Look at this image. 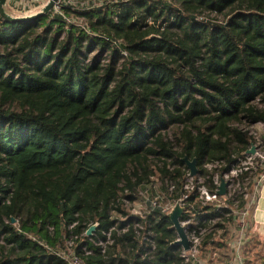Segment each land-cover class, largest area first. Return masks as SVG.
<instances>
[{
	"label": "trees",
	"instance_id": "16d2710c",
	"mask_svg": "<svg viewBox=\"0 0 264 264\" xmlns=\"http://www.w3.org/2000/svg\"><path fill=\"white\" fill-rule=\"evenodd\" d=\"M91 1L31 21L0 13V264H70L68 249L85 264H191L168 213L127 202L159 177L175 205L185 156L212 192L257 140L264 0ZM231 211L198 190L186 201L181 221L209 230L201 256Z\"/></svg>",
	"mask_w": 264,
	"mask_h": 264
},
{
	"label": "built area",
	"instance_id": "2783aa9c",
	"mask_svg": "<svg viewBox=\"0 0 264 264\" xmlns=\"http://www.w3.org/2000/svg\"><path fill=\"white\" fill-rule=\"evenodd\" d=\"M48 1L49 0H8L7 7L14 12L15 16H28L40 12ZM64 5L72 6L77 10H83L90 8L92 1L58 0L54 4V12L61 13ZM68 22L79 24L74 18H68ZM251 132L256 135L254 131L251 130ZM252 144L256 147L254 154H248L245 152L242 157L236 159L227 172L221 174L216 173L214 175L213 180L216 185L214 191L211 192L207 188L205 178H196L195 176L190 175L188 182L186 181L184 186L185 193L177 201H180V203L185 206L186 201L194 194L195 190H198L199 197L203 203H211L222 210H232L230 214L236 216L239 225H241L243 229H246L251 206L256 199L255 196L260 184L264 182V139L257 138ZM217 166H220V164H208L210 169ZM222 176L227 181L226 194L223 196L217 194V189ZM138 196L143 200L142 203L145 204L143 213H140L142 215L146 213L149 206L161 207L162 211L166 213H169L174 206L170 201L169 204L162 205L159 195L152 196L147 190H140ZM241 198L245 200L244 206H240ZM181 223L191 241L190 250L185 251L183 249V256H185L186 260L191 262V264H203L199 259L201 251L199 247L203 236L209 230L205 227H199L198 229L194 228L191 231L190 226L194 223V218L181 221ZM149 234L153 235L152 232H149ZM144 239H147V241L150 242L152 249H155V242L151 240L149 236H145ZM68 258L70 264H85L75 253L71 252V255Z\"/></svg>",
	"mask_w": 264,
	"mask_h": 264
},
{
	"label": "crops",
	"instance_id": "0c3cea01",
	"mask_svg": "<svg viewBox=\"0 0 264 264\" xmlns=\"http://www.w3.org/2000/svg\"><path fill=\"white\" fill-rule=\"evenodd\" d=\"M247 219V228L236 216L224 230L215 233L216 252L201 256L203 264H264V182L260 184ZM224 233V235H219ZM201 252V251H200ZM210 253V252H209Z\"/></svg>",
	"mask_w": 264,
	"mask_h": 264
},
{
	"label": "water",
	"instance_id": "95a60500",
	"mask_svg": "<svg viewBox=\"0 0 264 264\" xmlns=\"http://www.w3.org/2000/svg\"><path fill=\"white\" fill-rule=\"evenodd\" d=\"M7 1L8 0H0V13H1V15L7 19L18 20V21L22 22V21H31V20L38 18L41 15L48 14L53 9L55 2L58 0H49L40 12L33 14V15H28V16H15V15L10 14L6 10ZM255 151H256V147L254 144H252L251 147L246 152L248 154H254ZM183 160L186 162V164L190 170V175L195 176L198 172L197 159L194 158V159L190 160L187 156H185L183 158ZM226 188H227V181L222 176L220 184H219L218 189H217V194L221 195V196L225 195L226 194ZM183 213H184V206L180 203V201H177L175 203V205L173 206V208L171 209V211L168 213V216L171 219V221L173 222V226L175 227V229L177 230V233H178V239L175 240L174 243L183 247V249L185 251H188L191 248V241L189 239V236H188L184 226L181 223V217H182ZM12 222L15 223L16 219L12 218ZM98 227H99V222L92 224L87 229L86 235L92 236L95 233V231L98 229Z\"/></svg>",
	"mask_w": 264,
	"mask_h": 264
},
{
	"label": "rangeland",
	"instance_id": "374dc122",
	"mask_svg": "<svg viewBox=\"0 0 264 264\" xmlns=\"http://www.w3.org/2000/svg\"><path fill=\"white\" fill-rule=\"evenodd\" d=\"M90 57H92V55ZM250 129L255 132L257 138H261L262 136H264V124L263 123L253 125L250 127ZM189 178H190V174L187 176V179H186L187 182H188ZM154 180H155L154 188L156 189L155 195H159L162 205L169 204V201H170L169 198H167L166 195H164L160 190V185L162 184L160 178L155 177ZM142 201L143 200L141 198L137 197L136 201L130 202V203L127 202L128 209L131 210L132 213H143L145 204H143ZM70 241H72V240L66 241L68 243V246H71V244H72V242H70ZM70 251L72 252L71 249H68V252H70Z\"/></svg>",
	"mask_w": 264,
	"mask_h": 264
}]
</instances>
